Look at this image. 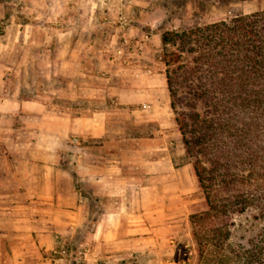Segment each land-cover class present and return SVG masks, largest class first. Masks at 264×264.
I'll return each instance as SVG.
<instances>
[{
  "label": "crops",
  "instance_id": "1",
  "mask_svg": "<svg viewBox=\"0 0 264 264\" xmlns=\"http://www.w3.org/2000/svg\"><path fill=\"white\" fill-rule=\"evenodd\" d=\"M86 2L64 21H24L27 49L1 69L0 264H60L43 256L58 248L80 264H184L174 228L192 163L176 157L185 149L162 55L165 28L178 25L154 20L165 0H128L152 30L122 39L100 30L106 0Z\"/></svg>",
  "mask_w": 264,
  "mask_h": 264
},
{
  "label": "trees",
  "instance_id": "2",
  "mask_svg": "<svg viewBox=\"0 0 264 264\" xmlns=\"http://www.w3.org/2000/svg\"><path fill=\"white\" fill-rule=\"evenodd\" d=\"M171 106L208 208L191 216L203 259L264 264V9L162 36ZM252 228L232 241L236 216Z\"/></svg>",
  "mask_w": 264,
  "mask_h": 264
},
{
  "label": "rangeland",
  "instance_id": "3",
  "mask_svg": "<svg viewBox=\"0 0 264 264\" xmlns=\"http://www.w3.org/2000/svg\"><path fill=\"white\" fill-rule=\"evenodd\" d=\"M115 3V4H114ZM166 11L153 12L154 20L162 19L163 28L170 24H177V28L195 26L198 24L212 23L223 19L231 18L232 16L240 13H251L264 9V0H165ZM88 4L86 0H0V73L3 64L10 63L13 66H18L19 54L24 52L27 48H24L23 37L25 33H30L32 28L24 29V21L41 20L50 23L53 20L64 21L67 15H70V9L74 11L85 10V5ZM105 12L100 17V24L102 27L100 30L105 32L107 30H114L119 37L126 38L131 37L137 39V34L134 30L140 31L141 34L151 32V28L146 26L145 23H137L133 20L136 14L128 5V0H106ZM191 4L188 8L187 5ZM114 7L116 11H114ZM188 8V9H187ZM41 10L37 13H34ZM139 24V25H138ZM104 25V26H103ZM106 26V27H105ZM171 28L169 30H173ZM157 30L156 28L154 29ZM166 30V28H165ZM43 31V32H42ZM46 30H41V37L45 36ZM51 31V30H50ZM105 34H107L105 32ZM138 44V47L146 49L145 45ZM161 51H158L160 53ZM157 53V52H156ZM163 62L166 66V55L164 50L162 51ZM161 62V61H159ZM159 66V64H157ZM163 65V63L161 64ZM16 74V72H14ZM13 74V76L15 75ZM10 84L15 82V76L10 77ZM18 78V76H17ZM16 78V79H17ZM171 99V95H170ZM174 112V111H173ZM174 116L176 114L174 112ZM178 129L179 126L177 125ZM180 130V129H179ZM181 134V132H180ZM180 147L185 149L182 134L180 140ZM180 148V149H181ZM178 162L183 163L189 161L187 151L185 149L184 154H180ZM190 162V161H189ZM195 172L194 166L186 169V186L188 189L194 188L191 192L187 193V206L185 216L176 222V253L175 256L181 261H185L184 264H218L215 261V252L210 251L207 255V259H203L201 255L200 246L195 238L193 231V223L191 222V216L199 213L208 208V204L203 193V190L199 184L197 175V182L193 184V177ZM196 174V172H195ZM195 181V180H194ZM253 220L248 213L236 216V226L234 227L232 234V241H243L245 236L252 228ZM82 238L81 234H77L73 237L72 241L65 239L61 240L60 246L67 248V245L76 246V243ZM28 244L33 246V241L27 240ZM73 244V245H72ZM79 251H46L43 252V256L47 258L55 257L59 259L60 264L69 263L72 260L76 264H80L83 259ZM131 261L134 258L131 257Z\"/></svg>",
  "mask_w": 264,
  "mask_h": 264
}]
</instances>
